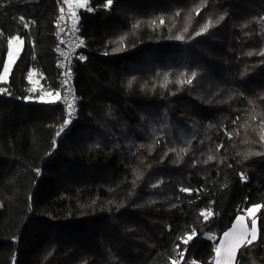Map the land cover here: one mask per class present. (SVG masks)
Here are the masks:
<instances>
[{
	"label": "trees",
	"instance_id": "16d2710c",
	"mask_svg": "<svg viewBox=\"0 0 264 264\" xmlns=\"http://www.w3.org/2000/svg\"><path fill=\"white\" fill-rule=\"evenodd\" d=\"M56 2L0 0V264H214L256 205L264 264V0H88L65 126Z\"/></svg>",
	"mask_w": 264,
	"mask_h": 264
},
{
	"label": "snow or ice",
	"instance_id": "6c2138e0",
	"mask_svg": "<svg viewBox=\"0 0 264 264\" xmlns=\"http://www.w3.org/2000/svg\"><path fill=\"white\" fill-rule=\"evenodd\" d=\"M69 7V13L70 16L73 18V28H75V20L76 12L75 8L77 7H86L88 4V0H76L75 4H73V0H66ZM113 3V0H106V3L104 5L105 8L111 7ZM89 11H92V9L89 7ZM63 9H61V19H63ZM197 14H199V8H197ZM179 15V13H177ZM220 19H223V16L220 17ZM264 19V18H262ZM164 20L163 18L160 19V24H163ZM216 23H219V21H216ZM153 24H155V21H153ZM27 26V25H25ZM213 26L212 22L209 21L206 23L200 30V32H197L196 35H201L203 32L208 31V29ZM187 31V29H185ZM176 39L180 40L183 39V36H177ZM13 40L16 41L18 45H22L23 41L19 40V38H13ZM13 40L9 41L10 45V51L8 54V61L5 64L4 72L3 74H0V81H6L8 78V73L11 69L12 64L15 62L16 56L19 54V50L14 52L11 50V46L13 44ZM264 54V53H262ZM34 75V73L29 74V78H31ZM196 76V73L193 72L191 74V77L194 78ZM192 78H189L187 80L182 81V83L191 84ZM47 97V99H45ZM40 99L47 103H54L57 100L61 99V94L59 92H56L53 94L52 92H46L43 96L40 97ZM67 102V101H66ZM68 109H69V116H71L74 113V107L73 103L68 102ZM65 125L69 123V120H65ZM63 129H61L62 131ZM59 132H57V136H59ZM264 139V135L261 137ZM213 157L209 156V159L211 160ZM242 179H245V177L242 176ZM182 191H188V189H181ZM260 205H256L253 208L248 209V215L251 218V227L245 223L244 217H238L237 218V224L233 226V229L230 232H227L224 234V240L221 242V244L216 248L217 253V262L216 264H234V261L236 260L237 252L242 247H247L249 245H252L258 238V229H257V221L255 219L256 213L260 210ZM212 213L209 211L207 214L202 213V215H205V219H207L208 216H210ZM195 236V232L192 233V235H189L186 239L183 240V243L187 244L192 238ZM181 258H183V252L180 253ZM172 264H178V261H173ZM195 264V262H193Z\"/></svg>",
	"mask_w": 264,
	"mask_h": 264
},
{
	"label": "built area",
	"instance_id": "2783aa9c",
	"mask_svg": "<svg viewBox=\"0 0 264 264\" xmlns=\"http://www.w3.org/2000/svg\"><path fill=\"white\" fill-rule=\"evenodd\" d=\"M73 4H75L74 0ZM61 9L64 10L63 19H61ZM55 10L53 38L55 40L56 63L59 67V80L61 81V99L59 100L63 115L61 123L62 126H65V120H69L70 123V120L77 116L79 110L78 98L75 94L73 65L82 50L83 44L79 37L78 9H74L77 17L75 28H73V18L70 16L66 0H57ZM68 102L73 103L74 107V113L71 116H69Z\"/></svg>",
	"mask_w": 264,
	"mask_h": 264
},
{
	"label": "rangeland",
	"instance_id": "374dc122",
	"mask_svg": "<svg viewBox=\"0 0 264 264\" xmlns=\"http://www.w3.org/2000/svg\"><path fill=\"white\" fill-rule=\"evenodd\" d=\"M76 1V0H75ZM78 8H80V7H78ZM82 8H85V7H82ZM13 38H16V37H13ZM13 38H11V40H13ZM19 40H21V39H19ZM17 48H18V50H19V54H18V56H16V59H15V62H16V60L18 59V57L20 56V52H21V50H22V45H18L17 43H16V41L15 40H13V44H12V46H11V50L12 51H16L17 50ZM9 51H10V45H9V47H8V54H9ZM7 61H8V55H7V57H6V60H5V62H4V65H3V71H2V73L1 74H3V72H4V68H5V64L7 63ZM14 62V63H15ZM14 63L12 64V66H11V69H10V71H9V73H8V77H9V75H10V73L12 72V69H13V65H14ZM28 81H30L31 82V85H32V89H33V91H39L38 90V87H37V81H36V79H35V75H33L31 78H29V76H28ZM7 80H8V78H7ZM7 80L6 81H0L1 83H7ZM40 92V91H39ZM46 92H40L39 93V97L37 98V100L39 101V102H41L42 100L40 99V97L41 96H43L44 94H45ZM45 99H47V97H45ZM59 100H57L56 102H58ZM56 102H54V103H56ZM61 129V128H60ZM60 134H62L64 131L62 130H60V131H58ZM59 134V135H60ZM56 136H57V134H56ZM251 208H253V207H251ZM250 209V208H249ZM238 217H244V221H245V223L249 226V228L251 227V218L249 217V215H248V209L247 210H245L244 212H243V214L241 215V216H238ZM255 219H256V216H255ZM237 224V219H236V221L233 223V225L231 226V228L229 229V231L228 232H230L232 229H233V226L234 225H236ZM224 240V235L222 236V238H221V240L217 243V246H216V248L221 244V242ZM215 263L214 264H216V262H217V253H216V256H215ZM234 264H236V260L234 261Z\"/></svg>",
	"mask_w": 264,
	"mask_h": 264
},
{
	"label": "crops",
	"instance_id": "0c3cea01",
	"mask_svg": "<svg viewBox=\"0 0 264 264\" xmlns=\"http://www.w3.org/2000/svg\"><path fill=\"white\" fill-rule=\"evenodd\" d=\"M8 47H9V45H8Z\"/></svg>",
	"mask_w": 264,
	"mask_h": 264
}]
</instances>
